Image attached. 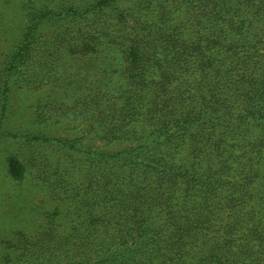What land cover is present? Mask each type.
<instances>
[{"label": "trees", "instance_id": "trees-1", "mask_svg": "<svg viewBox=\"0 0 264 264\" xmlns=\"http://www.w3.org/2000/svg\"><path fill=\"white\" fill-rule=\"evenodd\" d=\"M120 1L27 14L1 71L4 111L24 66L51 75L62 51L107 49L123 64L115 93L93 92L84 107L98 110L99 140L134 146L91 152L80 139L55 140L69 157L82 154L76 196L86 206L83 231L55 255L71 264H264V0H140L126 10ZM8 167L23 180L15 158Z\"/></svg>", "mask_w": 264, "mask_h": 264}, {"label": "rangeland", "instance_id": "rangeland-1", "mask_svg": "<svg viewBox=\"0 0 264 264\" xmlns=\"http://www.w3.org/2000/svg\"><path fill=\"white\" fill-rule=\"evenodd\" d=\"M94 1L0 0V91L2 68L26 28L27 14L31 16L45 7L54 12L68 6L84 9ZM137 1L140 0H121L119 9L126 10ZM52 32L51 27L41 32V41L49 40ZM60 55L57 69L51 75L46 72L48 67L38 72L24 66L22 72L26 75L12 77L10 81L20 79L12 85L4 111L0 96V264L76 261L70 260V254L55 255L54 251L59 245L64 252L66 246L62 244L69 240L65 237L73 229L83 227L86 206L76 194L83 182L80 174L84 161L81 153L69 157L56 139L72 142L80 139L78 146L91 152L114 153L134 146L99 140L94 124L98 110L84 107L93 92L115 93L122 82L123 64L119 55L108 49L92 57L66 51ZM39 66L35 62V68ZM90 123L93 126L89 127ZM10 158L24 166L23 180L12 179ZM97 250L98 259H104L107 251Z\"/></svg>", "mask_w": 264, "mask_h": 264}]
</instances>
